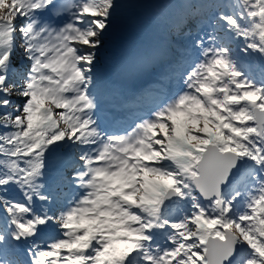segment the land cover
Wrapping results in <instances>:
<instances>
[{"label":"snow or ice","instance_id":"1","mask_svg":"<svg viewBox=\"0 0 264 264\" xmlns=\"http://www.w3.org/2000/svg\"><path fill=\"white\" fill-rule=\"evenodd\" d=\"M0 264H264V0H0Z\"/></svg>","mask_w":264,"mask_h":264},{"label":"bare ground","instance_id":"2","mask_svg":"<svg viewBox=\"0 0 264 264\" xmlns=\"http://www.w3.org/2000/svg\"><path fill=\"white\" fill-rule=\"evenodd\" d=\"M136 2H137V3H143V2H145V0H136ZM131 11H132V10H131ZM131 11H126V12L121 13L120 17H122V16H130ZM120 17H119V18H120ZM125 20H126V19H125ZM113 33H115V30L112 32V34H113ZM112 34H111V35H112ZM111 35H110V36H111Z\"/></svg>","mask_w":264,"mask_h":264}]
</instances>
